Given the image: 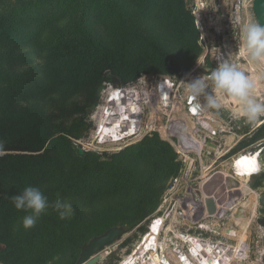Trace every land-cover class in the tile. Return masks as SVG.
<instances>
[{
    "label": "trees",
    "instance_id": "obj_1",
    "mask_svg": "<svg viewBox=\"0 0 264 264\" xmlns=\"http://www.w3.org/2000/svg\"><path fill=\"white\" fill-rule=\"evenodd\" d=\"M26 44L44 61L41 70L36 68L42 79L22 71L13 85L9 71L15 75L28 66L20 52ZM200 53L194 16L184 0H0V82L6 78L0 107L25 100L43 108L51 100L60 104L62 116L88 113L85 107L69 106L84 90L103 82L131 83L143 73L183 76ZM33 121L32 133L4 139L0 150H41L47 137L37 135V126L47 119ZM67 132L80 137L72 129ZM180 165L157 134L106 159L91 152L80 156L65 136L56 137L42 154L2 157L0 242L5 248L0 261L16 264L22 252L48 257L55 247L68 245L76 263L81 245L96 228L106 231L120 216H127L128 230L144 220ZM28 186L39 188L50 207L35 227L24 229L22 220L30 211L17 210L10 198ZM57 200L71 203L70 218H59L51 206ZM84 216L95 222L84 223Z\"/></svg>",
    "mask_w": 264,
    "mask_h": 264
},
{
    "label": "rangeland",
    "instance_id": "obj_2",
    "mask_svg": "<svg viewBox=\"0 0 264 264\" xmlns=\"http://www.w3.org/2000/svg\"><path fill=\"white\" fill-rule=\"evenodd\" d=\"M253 1L184 0L194 16L198 44L201 47L198 58L202 59V63L197 65L195 62L183 76L143 73L136 81L127 84L103 82L101 84H106L107 88L99 106L93 111L88 110V107L98 87L84 90L69 103L74 110L85 107L88 113L62 116L64 111L60 104L51 100L46 101L43 108H33L25 100H21L19 105L0 107V148L4 139H16L32 133L31 126H36L34 118L47 119L46 124L40 123L37 126V135L47 137L41 150H0V159L6 155L42 154L60 136L68 138L75 151L81 148L84 155L91 152L106 159L157 134L177 154L181 164L178 173L167 180L154 209L131 230L123 223L125 216H120L109 229L119 227L124 232L100 252L101 258L94 264H124L129 258H135V264H160L158 258L164 264H186L181 261L183 257L187 258L189 264H210L215 259H219L220 264H264V116L259 117L255 123L238 117V106L226 94H218L222 97L220 109L195 112L194 104L203 103L204 99H190L185 84L200 76L210 75L218 62L227 58L257 81L255 98L264 103V64L250 63L247 57L239 54L243 24L259 22L253 11ZM20 52L26 54L28 66H24L15 75L9 71L8 80L13 79L14 85L18 74L28 70V78L41 81V73L37 69H42L44 61L39 51L26 44ZM5 82L6 78L3 77L0 97L6 87ZM208 83L211 91V81ZM164 88L170 93L166 101L159 98V91ZM116 90L127 96L121 100L125 106L123 111L116 106V100L111 99L110 95ZM132 105L136 106V111H132ZM123 114L129 120L123 119ZM116 124H119L116 128L112 127ZM101 126L109 130L100 133ZM114 128L119 138L116 141L111 136ZM69 129L79 132L80 137L68 134ZM244 160H250L255 165L254 172L248 178L237 176L235 172L234 162ZM216 173L224 176L221 186L225 187V196L221 203L216 200L217 211L210 213L206 207L203 186ZM227 178L230 187L225 181ZM180 211L190 212L194 216L185 219L179 215ZM153 219L162 220L157 245L154 246L155 250H144L141 246L151 232L155 222ZM81 220L84 223L95 222L86 216ZM4 226L8 229V222ZM109 229L103 231L98 227L88 234V240L81 245L76 263L71 261L69 246L59 245L48 257L45 252H22L16 264H80L85 245ZM184 237L198 239L203 246L211 247V252L205 251L196 257L191 255L190 243ZM4 248L5 244L0 242V251ZM0 264L8 263L0 261Z\"/></svg>",
    "mask_w": 264,
    "mask_h": 264
},
{
    "label": "clouds",
    "instance_id": "obj_3",
    "mask_svg": "<svg viewBox=\"0 0 264 264\" xmlns=\"http://www.w3.org/2000/svg\"><path fill=\"white\" fill-rule=\"evenodd\" d=\"M240 31L239 54L247 57L250 63L264 64V24L258 21L246 22ZM196 62L197 65H201L202 59L197 57ZM209 81L212 84L211 91H209ZM185 84L190 99L194 101L201 97L204 99L203 103L194 104L195 112L220 109L222 97L218 94H226L238 106V117L246 119L249 123H255L259 117L264 116V103L258 102L255 98L257 81L239 70L227 58L219 61L210 75L200 76ZM10 199L17 210L30 211V214L23 217L24 229L35 227L39 217L50 207L43 192L31 186ZM51 206L58 212L61 220L70 218L73 214L71 203L57 200Z\"/></svg>",
    "mask_w": 264,
    "mask_h": 264
},
{
    "label": "water",
    "instance_id": "obj_4",
    "mask_svg": "<svg viewBox=\"0 0 264 264\" xmlns=\"http://www.w3.org/2000/svg\"><path fill=\"white\" fill-rule=\"evenodd\" d=\"M253 11L256 18L261 24H264V0L253 1ZM107 88L106 84H100L95 92L93 101L88 107V110L93 111L96 109L100 101L104 90ZM77 152L80 156L84 155V151L81 148H77ZM224 181V176L220 173L213 175L203 186V192L206 196V207L210 213L217 211L216 200L220 203L224 198L225 187L221 186ZM226 183L230 187V180L227 178ZM264 204V195L262 198ZM123 229L119 227H113L109 229L104 235L94 238L88 245L82 249L81 258L79 263L94 264L101 258L100 252L111 243H114L123 233Z\"/></svg>",
    "mask_w": 264,
    "mask_h": 264
},
{
    "label": "bare ground",
    "instance_id": "obj_5",
    "mask_svg": "<svg viewBox=\"0 0 264 264\" xmlns=\"http://www.w3.org/2000/svg\"><path fill=\"white\" fill-rule=\"evenodd\" d=\"M121 93L122 92H120L119 90H116V91H114V93L113 94H111L110 96H111V99H112V101H115L116 100V106H118L120 109H121V111H123V108L125 107H123V101H121L122 99H125L127 96L125 95V96H123V95H121ZM124 93H126V92H124ZM131 108H132V111H136V106L135 105H132L131 106ZM192 108V107H191ZM194 108V107H193ZM119 110V109H118ZM193 111H194V109H193ZM106 113L108 114V115H110V112L109 111H106ZM105 113V114H106ZM195 113V112H194ZM104 114V115H105ZM123 116L124 117H122L123 119H128L127 117H126V115L125 114H123ZM134 118V117H133ZM129 120V119H128ZM133 122L135 121V120H132ZM117 125H119V124H116V125H112V127H117ZM115 128H114V130H111V133H114V134H111V136H112V138H114V140L116 141V140H119V138H118V134L115 132ZM112 129V128H111ZM105 130L107 131V130H109V129H106L105 128V126H101L100 127V133H103V132H105ZM134 130V129H133ZM133 130H131V134H133ZM234 166H235V172H236V175L237 176H240V177H242V178H248V176L250 175V174H252L253 172H254V170H253V168L251 167L252 166V162L250 161V160H244V162H240V161H235L234 162ZM245 182V181H244ZM243 182V183H244ZM161 222H162V220H156L154 223H153V225L151 226V232L145 237V239H144V242L142 243V246H141V248H143L144 250H155V248H154V246H156L157 245V243H156V239H157V235H158V233H159V227H160V225H161ZM184 240L186 241V242H189L190 243V254L191 255H193V256H199V255H201V253L202 252H211V250H212V248L211 247H205V246H203V244H201L200 242H199V240L198 239H194V238H189V237H184ZM143 250V251H144ZM182 257V256H181ZM159 259V263L161 264V263H163L161 260H160V258H158ZM180 259V258H179ZM202 260V259H201ZM181 261H184L186 264H189L188 262H187V258H185V257H183V258H181ZM183 262V263H184ZM204 263L205 261H201V263ZM136 263V261H135V258H129L128 260H126L125 261V263L124 264H135ZM164 264V263H163ZM210 264H220V262H219V259H215L212 263H210Z\"/></svg>",
    "mask_w": 264,
    "mask_h": 264
},
{
    "label": "built area",
    "instance_id": "obj_6",
    "mask_svg": "<svg viewBox=\"0 0 264 264\" xmlns=\"http://www.w3.org/2000/svg\"><path fill=\"white\" fill-rule=\"evenodd\" d=\"M166 81H168V80H166ZM161 87V86H160ZM166 88H168V87H166ZM166 88H164V89H160V91H159V98L162 100V101H166L167 99H168V97H169V92L167 91V89ZM164 91L163 92V94H161V91ZM179 131H181V130H179ZM179 215L180 216H182L183 218H185V219H187V218H190V216H194V215H192L190 212L189 213H187V212H185V211H180V213H179ZM155 219H157V218H155ZM155 219H153L152 221H155ZM152 223V222H151ZM150 223V225H152ZM163 225H164V222H163ZM165 227V226H164ZM160 232H162V230H160Z\"/></svg>",
    "mask_w": 264,
    "mask_h": 264
},
{
    "label": "snow or ice",
    "instance_id": "obj_7",
    "mask_svg": "<svg viewBox=\"0 0 264 264\" xmlns=\"http://www.w3.org/2000/svg\"><path fill=\"white\" fill-rule=\"evenodd\" d=\"M252 168H253V170H254V168H255V165H254V163L252 164V166H251Z\"/></svg>",
    "mask_w": 264,
    "mask_h": 264
}]
</instances>
